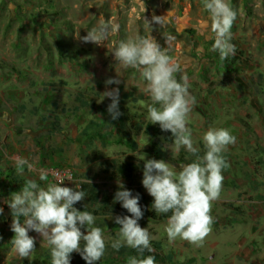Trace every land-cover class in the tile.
Listing matches in <instances>:
<instances>
[{
    "label": "rangeland",
    "instance_id": "rangeland-1",
    "mask_svg": "<svg viewBox=\"0 0 264 264\" xmlns=\"http://www.w3.org/2000/svg\"><path fill=\"white\" fill-rule=\"evenodd\" d=\"M226 2L237 12L230 41L236 51L221 61L212 51L214 33L201 27L208 19L203 0H0V264H41L38 248L51 258L47 243L35 232L29 233L36 239L29 257L17 259L12 252V217L5 201L28 179L38 180V172L26 168L19 175L15 158L46 170V181L38 180L41 187L54 183L49 172L60 166L74 172L68 187L84 191L88 185L104 193L118 190V181L126 188L125 164L144 163V155L159 160L149 135L136 136L137 149L122 141L139 122L151 124V100L142 91L138 73L122 71L111 55L118 41L136 34L167 47L180 66L176 78L188 77L196 98L187 120L194 147L205 149L202 137L210 128L227 129L236 137L223 153L230 166L222 171V190L211 203L213 223L202 246L179 238L169 243L167 220L141 219L151 246L173 254L169 264H264V0ZM166 15L164 26L151 24L153 16ZM101 18L115 20L119 31L102 46L80 42L79 35L85 36ZM165 33L173 37L169 43L162 38ZM117 77L121 83L108 89L119 88V124L102 130V136L87 138L85 130L92 121L108 123L111 101L102 94L108 90L105 81ZM80 94L92 106L74 117L68 109ZM134 114L138 119L127 120L126 115ZM164 135L156 139L165 141ZM166 148L175 155L184 150L193 158L184 148L175 152L173 141ZM165 162L177 172L183 165ZM118 215L129 214L95 216L94 226L101 228L106 244L99 264H127L128 257L121 254L127 247L111 248L119 238V226L111 218ZM70 264L85 261L73 253Z\"/></svg>",
    "mask_w": 264,
    "mask_h": 264
},
{
    "label": "clouds",
    "instance_id": "clouds-1",
    "mask_svg": "<svg viewBox=\"0 0 264 264\" xmlns=\"http://www.w3.org/2000/svg\"><path fill=\"white\" fill-rule=\"evenodd\" d=\"M203 8L208 19L200 22L201 27L214 33L212 51L224 61L236 51L230 41L237 12L226 0H203ZM167 22V15L153 16L151 24L164 26ZM118 31L115 20L101 18L85 36L79 35L78 40L102 46L112 33ZM162 38L165 43L173 39L168 33ZM111 55L122 71L132 69L138 73L142 91L151 100L147 109L151 124L158 125L162 132L171 133L175 152L184 148L196 156L194 162L180 165L177 172L175 166L165 160L146 159L144 155L141 183L153 199L151 209L167 216L164 231L169 243L179 238L197 247L202 246L213 223L211 203L219 199L222 190V171L230 166L223 153L236 143V137L227 129L210 128L202 137L205 153L202 157L198 155L199 150L194 147L191 130L187 127L196 98L189 91L188 77L176 78L180 66L169 55V49L161 46L155 38L141 34L129 36L115 44ZM120 83L118 77L109 78L105 86L108 89L109 85ZM102 95L111 101L107 106L109 116L113 121L117 120L122 115L119 88L108 89ZM15 168L19 175H23L26 168L29 172L37 171L39 181L47 179L46 170H36L26 158H15ZM68 178L71 180L70 173ZM38 180L28 179L19 192L12 193L5 201L12 217L10 230L14 235L10 243L15 257L23 260L33 253L36 239L29 233L35 232L50 248V264H70L73 253L79 254L85 264H99L106 250L103 232L94 226L96 217L93 214L74 207L84 201L83 189L64 186L63 180L41 187ZM88 182L91 184L90 180ZM139 201V193L133 195L118 181L113 202L119 203L129 215L111 218L119 226V238L111 243V248L119 251L127 247L143 257L130 256L127 264H155L154 256L144 255L153 249L148 229L139 224L144 216Z\"/></svg>",
    "mask_w": 264,
    "mask_h": 264
},
{
    "label": "trees",
    "instance_id": "trees-1",
    "mask_svg": "<svg viewBox=\"0 0 264 264\" xmlns=\"http://www.w3.org/2000/svg\"><path fill=\"white\" fill-rule=\"evenodd\" d=\"M240 55L243 57V53H240ZM227 60L228 59L224 61ZM83 95L84 94H80L76 98V104L68 109L69 112H73L74 117H77L79 113L82 112L84 109L90 108L92 106V104ZM124 112H128V109H125ZM126 116L127 120L129 121H134L135 119H138V115L135 114L131 116ZM118 122V120L113 121L111 117L108 119V123L105 125L97 121H92L88 128L85 130V136L90 139H92L94 136H102L104 135L102 130L112 129L113 127L117 126V124H119ZM121 122H123V120H121ZM144 124L145 122L141 121L138 124L134 125L133 131L125 132V134L122 136V141L129 144L133 149H137L138 144L136 136H140L145 133L146 135L150 136L152 150L159 160L163 159L165 161L178 164H188L196 160V156L194 155H192V159H189L187 157V153L184 150L180 151V153L175 155L173 152L169 151L166 148V143L173 141L170 132H162L158 125L149 124L148 127H146ZM163 133H165V141L158 138L156 139L157 136H161ZM204 153L205 149L198 151V155L200 157H202ZM124 170L126 172L127 179L126 189L132 191L133 195L137 193H139L140 195L139 203L144 212L142 220H148L153 222H162L167 220L166 215L156 214L151 209L153 199L150 195H148L147 191L144 190L140 181V179H142L143 163H127L124 165ZM116 191L117 190H114L113 192L108 191L104 193L100 192L96 188H90L88 185H86L84 187V192L86 193L84 201L77 203L76 205H74V207H76L80 211H88L94 216H107L111 214L125 213L126 210H124L119 203L113 202L114 193ZM151 248L153 249V251L151 253L145 252V256L152 255L155 257V262H161L164 264H169L173 262V254H162L154 247L151 246ZM40 251V248H38V256L43 260L41 264H50L51 258H49L46 254L42 253V251ZM121 254L127 256L128 258L130 256H137L138 258H143L140 257L135 250L130 248H123Z\"/></svg>",
    "mask_w": 264,
    "mask_h": 264
},
{
    "label": "built area",
    "instance_id": "built-area-1",
    "mask_svg": "<svg viewBox=\"0 0 264 264\" xmlns=\"http://www.w3.org/2000/svg\"><path fill=\"white\" fill-rule=\"evenodd\" d=\"M49 173H50L54 183L59 182V180H63V182L65 183L64 186H68V182L73 180V178L75 176L74 172L71 168L60 167V166H54L50 170ZM69 173L71 175V180H69V178H68Z\"/></svg>",
    "mask_w": 264,
    "mask_h": 264
}]
</instances>
